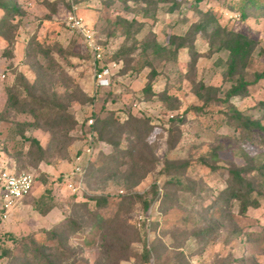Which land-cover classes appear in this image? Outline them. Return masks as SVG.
Masks as SVG:
<instances>
[{"label": "rangeland", "instance_id": "rangeland-1", "mask_svg": "<svg viewBox=\"0 0 264 264\" xmlns=\"http://www.w3.org/2000/svg\"><path fill=\"white\" fill-rule=\"evenodd\" d=\"M0 1H14L20 9L7 22L6 38L0 36V171L29 172L36 179L32 197L0 231V264H264V248L252 250V240L264 232V198L261 207L250 208L246 216L238 213L236 204L227 213L208 209L226 187V179L208 167L261 163L264 145L245 140L229 126L225 105L200 101V95L225 99L232 86L225 74L229 53L221 49L217 31L242 33L256 41L249 67L241 73L248 82L253 83L254 73L264 71V0H175L176 4L76 0L82 16L108 41L110 51L121 52L123 62L111 85L99 88L84 45L68 29L66 4ZM5 13L0 8V24ZM120 18L137 25L120 26ZM180 39L189 44L188 49L177 48ZM149 43L164 50L158 56L146 52ZM41 45H50L54 52L37 61L30 50ZM152 71L157 72L153 78ZM19 74L25 75L37 95L64 93L77 124L68 120L59 129L10 106L8 88ZM252 85L245 98H233L232 103L246 116L261 120L264 80ZM108 113H115L120 125L131 117L151 120L155 129L150 140L158 137L156 143L122 140L121 145L122 149L137 145L139 159L153 161L154 153L157 166H151L148 177L136 184L139 177L132 174L133 162L121 168L125 174L109 172L120 159H128L125 153L96 144L93 160L100 153V171L93 174L84 193L75 195L64 182L72 171V157L86 142L89 119ZM28 139L40 142L46 162H40ZM143 151L149 154L142 155ZM203 182L212 190L205 196L200 194ZM50 185L55 202L34 209L33 201ZM153 185L158 186V197L144 212L136 197L145 196ZM101 196L107 199L104 207L89 200ZM147 215L152 221L148 227L142 219Z\"/></svg>", "mask_w": 264, "mask_h": 264}, {"label": "trees", "instance_id": "trees-1", "mask_svg": "<svg viewBox=\"0 0 264 264\" xmlns=\"http://www.w3.org/2000/svg\"><path fill=\"white\" fill-rule=\"evenodd\" d=\"M59 1L66 4L68 9L70 8L69 3L65 0ZM203 1L205 0H195L196 3H202ZM166 2H172L173 4L177 3V1L175 0H166ZM0 8L4 9L6 12V18L0 24V36L6 38L7 33L5 32V28L7 22H9V20L13 21L14 18L19 14L20 9L18 3H15L14 1H0ZM117 23L123 27H126V25L130 27L137 25L136 21L130 22L122 18H120ZM203 28L205 27H199V29ZM216 34L221 35L222 37L221 49H224L229 53L227 61V71L225 74L227 76V79L232 82V86L225 99H214L210 95H206V97H202L200 95V101L204 102L207 105H225L227 109V111L225 112V119L229 126L234 128L235 132L242 135L245 140L259 142L264 145V114L261 120H254L243 114L240 109L232 103L233 98H245L249 93V88L253 86L252 84H256L260 80H264V71L260 73H254L253 76L255 77V79L253 83L248 82L245 79V76L241 75V73L243 72L246 73L253 58L257 43L249 36L238 32L224 31L222 33L221 31H217ZM126 36L128 38V36H131V33H128ZM180 40L182 41L183 39ZM100 42L106 49L107 61H114L117 63L123 62L121 52L114 55V53L110 51V45L108 44V41L102 39L101 35ZM188 45L189 44H184V41H182L181 45H179L177 48L180 47L183 49H188ZM49 47L50 45H41L40 49H31L30 57L36 59L37 61L39 60V57L41 55L43 56V58L49 57L52 52H54V49H49ZM54 47L57 48L58 52H63L62 47L57 43L54 45ZM44 49H46V51H44ZM144 49L146 50V52L152 50L153 54L158 56L162 53L164 47H162L158 43H149L148 46H146ZM87 53L90 58V53L88 51ZM156 75L157 72L152 71L151 77L153 78ZM237 77L238 79H234ZM209 90L212 91V89ZM8 93L10 106L17 109L20 113L30 114L47 124L54 123V125L56 124L57 128L59 129H61L60 127H63L64 123L68 120H71L73 125L77 124L76 120L74 119L73 113L70 111L71 105L65 103V97L67 96L64 93L59 94L58 92H54L51 95H37L35 94L32 85L23 74H19L16 77L14 85L8 88ZM148 93L151 94V97L154 96L152 88L149 86ZM107 102V98L103 99L102 109L105 108ZM261 104V107L264 109V102H262ZM93 118L95 122L92 128L96 135V144H107L113 147L114 153H125L123 154L124 157L128 158L120 159L119 161L122 162H120L115 169H111L109 172L111 174L116 173L117 175L125 174L127 171H121V168L126 167L130 162H133L134 165L131 168L132 174L134 173L135 175H137L136 177H139L136 184H139L144 179H146L150 172V168H152L151 166H157V161L154 153L151 155L153 161H148L143 157L139 159L138 155L141 151L139 150L137 145H132L131 147H129V149H122L121 141L127 140L132 143L136 142L138 143V145L142 142H147L148 144L150 143L149 145L156 143L158 137H156L154 141L150 140L152 139V135L155 129L154 125H152L151 120L131 117L126 121V123L120 125L115 117V113H108L105 117L94 115ZM131 137L133 138L132 140L130 139ZM28 141L31 142L36 148L38 155L40 156V162H46V151L43 149L40 142L36 139H28ZM124 150H126V152H124ZM99 154L100 153H98V156L93 161L92 165L86 173L85 183L87 185H89L93 174L96 171H100V168H98L97 166ZM148 154V151H143L142 155ZM109 158L113 159L114 162H116L115 156H111ZM129 158L130 161H128ZM105 166H107V163ZM187 168H189L188 163L184 164V169L187 170ZM208 168L214 175L218 176L219 178L226 179V187L218 193L217 197L215 196L216 199L214 203L208 209L212 210L213 212L216 211L218 213H227L230 212L232 206L236 204L238 205L239 209L238 213L241 216H246L250 208L258 209L261 207V200L264 198V161L248 167L230 165L225 167H218L211 165ZM44 184L48 186L49 181L45 179ZM51 185L46 189L42 196L33 201L34 209L41 210V205L43 203L49 202L53 204L55 202L53 198L54 189ZM201 187V196H205L203 194H208L212 191L205 182L201 184ZM149 190L150 191L145 196L136 197L141 201L144 212H148L151 204L158 197V186L153 185ZM194 193L195 191H192L191 194L193 195ZM31 197L32 195L29 196L28 199H30ZM89 200L94 201L96 203V206L98 207H104L107 204V199L102 198V196L92 197L89 198ZM52 207L50 209H52ZM146 226L148 227V224ZM146 233L147 231L145 230V235ZM252 241V250H262L264 248V232H261L260 235L256 236V239H253ZM146 254L148 255V251L146 252Z\"/></svg>", "mask_w": 264, "mask_h": 264}, {"label": "built area", "instance_id": "built-area-1", "mask_svg": "<svg viewBox=\"0 0 264 264\" xmlns=\"http://www.w3.org/2000/svg\"><path fill=\"white\" fill-rule=\"evenodd\" d=\"M70 8L67 14V26L69 31L78 36V39L90 53L93 79L96 86H110L112 79L118 73L121 63L107 61L106 49L100 42L99 32L91 28L76 5V0H65ZM94 118L88 121L90 128L86 142L75 153L72 161V171L64 177V182L73 194L84 193L86 183L85 176L93 163L96 152V135L93 131ZM36 179L32 173H17L10 170L0 171V230L9 224L15 211L34 192ZM151 209L150 213H152ZM151 215V214H150ZM150 215L145 219L148 226L151 224Z\"/></svg>", "mask_w": 264, "mask_h": 264}]
</instances>
